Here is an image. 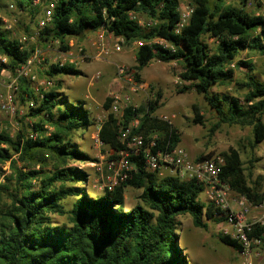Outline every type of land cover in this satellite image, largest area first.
I'll return each mask as SVG.
<instances>
[{"label":"trees","instance_id":"16d2710c","mask_svg":"<svg viewBox=\"0 0 264 264\" xmlns=\"http://www.w3.org/2000/svg\"><path fill=\"white\" fill-rule=\"evenodd\" d=\"M15 1L33 18L38 14L35 0ZM238 1L241 7L226 6V0H191V20L176 34L178 0H55L51 22L37 42L40 46L58 43L65 51L73 39L102 28L125 38L128 44L142 41L144 45L136 50V72H142L153 60L181 64L184 71L180 78L188 83L181 93L195 91L203 96L216 120L209 135L215 136L223 126L250 127L251 149L255 150L264 142V81L255 76L251 62L240 60V54L251 51L264 55V18H254L246 11L250 0ZM139 15L154 24L141 26ZM205 37L214 40V50ZM156 38L166 40L174 50L148 46ZM35 50L20 44L0 18V57L7 59L6 63L0 61V74L3 70L15 74ZM46 74L53 78L55 74L78 76L81 72L52 64ZM239 74L245 80L239 81ZM19 82L20 101L34 103L26 117L35 123L16 136L0 133V162L10 163V174L0 184V264H188L178 240L180 217L190 216L193 225L203 229L208 228L205 218L224 221L211 204L201 201V184L149 173L141 156L132 158L138 170L131 179L111 192L94 191L95 196H91L87 188L92 185V169L71 166L73 162L94 161L75 142L77 135L95 125L87 103L61 99V81L40 94L27 86V79ZM236 85L234 93L213 92L215 87ZM241 90L245 91L242 97L238 95ZM160 98L157 93L145 108L130 107L125 113V126L135 115L139 117L140 125L134 132L143 135L145 144L155 138L154 152L171 150L180 142L173 126L155 116ZM110 105L111 98H107L103 107L108 110ZM197 122L204 125V118ZM30 132L37 134L35 140L29 138ZM118 135L119 128L110 115L98 133L99 140L117 151ZM220 156L224 160L221 178L232 191L255 205L263 203L261 189L249 183L254 160H250L247 172L238 149L230 148ZM128 188L141 191L140 203L130 208ZM56 218L63 220L57 222ZM249 237L264 245V228L256 227ZM220 239L238 252L243 250L229 236Z\"/></svg>","mask_w":264,"mask_h":264},{"label":"rangeland","instance_id":"374dc122","mask_svg":"<svg viewBox=\"0 0 264 264\" xmlns=\"http://www.w3.org/2000/svg\"><path fill=\"white\" fill-rule=\"evenodd\" d=\"M36 1V0H35ZM55 0H47L39 3L34 2V6H38V14L33 18L27 11H22L18 8L15 0H0V18L4 24L11 26L10 31L13 37L19 39L23 36H32L38 30V23L45 13V10ZM261 4V7L259 6ZM241 7L238 0H226V6ZM13 6L14 8H11ZM247 12L251 13L254 18H264V0H250L247 7ZM140 21L146 24L151 22L144 19L141 15L138 16ZM153 22V21H152ZM260 32L257 30L255 34ZM96 37V32L88 33L82 39H73L72 41L84 48L88 59L85 63L80 64L76 69L81 72L78 76H62L55 74L53 78H49L46 74L52 64H56L58 52L60 51L57 44L50 46H40L37 40L24 43L25 47L34 46L42 51L41 63L36 62L32 67V75L36 78L27 79L28 87L34 90L37 94L41 93L38 88L39 81L52 79L55 88L56 83L61 81L62 89L59 91L60 98H67L71 103L82 100L87 103V109L90 112L93 123H96L97 118L101 117L104 112V103L107 98H111L112 94L118 92L126 93L122 90L121 84L117 77V66L125 65L133 70L139 76V81L146 84L145 91H141L134 95V104L138 107H146L149 100H154L157 93H160L161 98L158 104V109L155 116L158 118H168L169 124L177 131L180 142L178 146L184 147L190 158L197 160L199 156L220 155L227 152L230 148L238 149L241 152L242 160L245 168H250V160H254L252 168V176L249 177V183L252 186H257L261 189V185L256 182L254 168H264V142L255 150L251 149L253 141L252 128H241L238 126H223L215 136L209 135L210 129L215 124L216 120L206 105L203 96L195 91L181 93L185 83L181 80L180 74L184 71V66L177 62L162 63L158 60H153L142 72L138 73L134 70L136 65V50L134 44H123L121 53L106 57L102 60L95 59L96 49L92 41ZM205 42L211 49L216 48L213 39L204 38ZM119 56H125L126 61L118 59ZM3 58V57H0ZM124 59V58H123ZM240 59L251 62L254 66V74L260 80L264 81V55L255 52L245 51L240 54ZM242 74L238 75V80L242 81ZM20 81V80H19ZM13 84L14 74L5 71L3 76H0V100H5L7 96L14 97L13 104L15 107L14 114H3L0 119V133L7 132L11 136H16L21 129H31L35 119L26 117L28 109L31 107V102L23 103L20 101L19 83ZM236 86L229 88L215 87L214 92L234 93ZM244 90L238 92L242 97ZM198 118H204V125L197 122ZM96 125L91 126L84 134H79L75 137V142L78 146L86 149L87 154L96 160L101 157H106L109 148L98 143ZM85 166L86 164L72 163L71 166ZM83 166V167H84ZM10 163L0 162V184L5 183V178L10 174ZM264 175V169L262 170ZM261 173V174H262ZM108 174L107 170L105 175ZM261 175V176H263ZM172 176L170 171L162 172L161 177ZM92 185L87 188L91 196H95L94 191H100L99 186L102 182V177L94 169L91 171ZM141 191L128 188L126 192L128 207H133L140 203ZM201 201L207 204L206 198L202 195ZM57 222H61L62 218H56ZM182 223V232L179 234L180 248L185 256L188 264H237L238 251L232 247L222 243L220 237L223 236V227L225 222L217 223L213 219H204L208 225L207 229L198 228L193 225L190 216L180 217ZM255 264H264V245L261 246L260 256L255 259Z\"/></svg>","mask_w":264,"mask_h":264},{"label":"built area","instance_id":"2783aa9c","mask_svg":"<svg viewBox=\"0 0 264 264\" xmlns=\"http://www.w3.org/2000/svg\"><path fill=\"white\" fill-rule=\"evenodd\" d=\"M40 0L34 1L39 3ZM179 7L177 12L180 19L174 28L176 34L189 24L192 14L193 6L191 0H178ZM11 8H14L11 6ZM54 4H50L45 10L44 15L38 23V30L32 36H23L19 39L20 44L30 41H36L40 32L51 22ZM131 18H136L131 14ZM141 26H152L154 22L145 23L139 21ZM5 28L11 30V26L5 25ZM126 43L125 38L115 37L102 28L96 32V37L92 41L96 49L95 59L102 60L106 57L121 53L123 51V44ZM58 43H50L53 46ZM135 48L144 45V42H133ZM159 45L164 49L174 50V48L162 38H156L148 43V46ZM154 52L155 49H154ZM42 51L36 48L33 56L29 61L16 69L14 74V82L16 84L20 79H33L36 78L32 75V67L38 62L41 63ZM88 56L82 46L77 45L73 41L70 42V49L59 51L56 65L60 68L71 66L77 68L80 64L85 63ZM2 63H6V58H0ZM3 70L0 76H3ZM117 77L124 92L112 94L111 105L108 110L104 109L103 115L96 120V127L99 133L102 125L110 115L113 116L119 128L118 141L120 148L115 151L110 149L106 157H101L87 163V167H91L102 177L100 190L113 191L122 182L131 179L137 173V163L132 158L143 157L144 168L149 173H155L161 177L162 172L170 171L173 176L179 177L181 180H195L203 187V196L206 198L207 204H211L216 210L218 218H224L225 226L223 227V235L238 241L243 250L238 252L237 264H255V259L260 256V249L263 242L260 239H251L250 233L256 228H264V201L259 205L250 202L246 197L241 196L232 191L230 185L221 178L222 166L224 160L220 155L212 156L205 160H194L190 158L188 152L184 147L176 146L171 150H158L154 152L156 147L155 138L147 145L145 144L142 134L135 133L134 130L138 129L140 119L134 116L132 122L127 126L125 123V113L130 107L134 109L139 108L134 104L133 96L141 91H145L146 84L141 83L137 79V74L126 67L125 65L117 66ZM55 86L52 79L39 81L38 88L41 91L47 92ZM14 97L7 96L5 100H0V119L3 114H14L15 107L13 104ZM34 107V103L30 104ZM163 121L168 122V118H162ZM98 133L96 135L98 143L103 145L99 140ZM29 138L35 140L37 134L34 132L29 133ZM84 166V165H83ZM78 166L85 168V166ZM107 170L108 174L105 175ZM260 194L264 197V182L262 183Z\"/></svg>","mask_w":264,"mask_h":264},{"label":"crops","instance_id":"0c3cea01","mask_svg":"<svg viewBox=\"0 0 264 264\" xmlns=\"http://www.w3.org/2000/svg\"><path fill=\"white\" fill-rule=\"evenodd\" d=\"M124 58V59H123ZM118 59H121V60H124V61H126L127 60V58L125 57V56H119V58ZM241 60V59H240ZM235 66V64H233L232 65V67H234ZM214 92V91H213ZM110 149H112V148H109V150ZM264 168H254V175H255V178H256V182L259 184V185H261L263 182H264V175H263V173H262V170H263ZM262 173V174H261ZM261 175H263V176H261Z\"/></svg>","mask_w":264,"mask_h":264}]
</instances>
